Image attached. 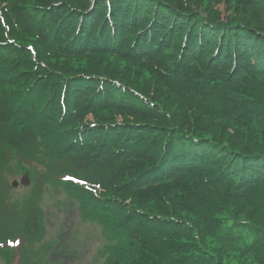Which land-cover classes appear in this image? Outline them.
Segmentation results:
<instances>
[{"label": "trees", "instance_id": "16d2710c", "mask_svg": "<svg viewBox=\"0 0 264 264\" xmlns=\"http://www.w3.org/2000/svg\"><path fill=\"white\" fill-rule=\"evenodd\" d=\"M0 1V148L57 142L113 264H264V0Z\"/></svg>", "mask_w": 264, "mask_h": 264}, {"label": "rangeland", "instance_id": "374dc122", "mask_svg": "<svg viewBox=\"0 0 264 264\" xmlns=\"http://www.w3.org/2000/svg\"><path fill=\"white\" fill-rule=\"evenodd\" d=\"M211 1L225 17L227 0ZM39 144L27 147L22 155L0 148V264L120 262L130 250L126 234L107 216L82 204V194L65 178L63 164L55 159L57 142L47 139ZM25 172L30 174L31 184L10 189V183L19 181ZM29 210L38 219L32 235H26L22 223ZM234 233L246 238L242 230ZM247 246L232 248L248 256L252 249ZM247 260L243 257L239 264Z\"/></svg>", "mask_w": 264, "mask_h": 264}, {"label": "water", "instance_id": "95a60500", "mask_svg": "<svg viewBox=\"0 0 264 264\" xmlns=\"http://www.w3.org/2000/svg\"><path fill=\"white\" fill-rule=\"evenodd\" d=\"M29 183H30V181H29V175H28V173H25V174L22 176V178L20 179L19 184H20L21 186H25V187H26V186L29 185ZM17 185H18V183L15 182V181L11 183V187H12V188H16Z\"/></svg>", "mask_w": 264, "mask_h": 264}]
</instances>
